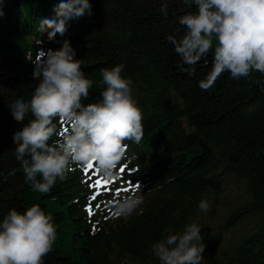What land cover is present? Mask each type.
Segmentation results:
<instances>
[{
	"label": "trees",
	"instance_id": "obj_1",
	"mask_svg": "<svg viewBox=\"0 0 264 264\" xmlns=\"http://www.w3.org/2000/svg\"><path fill=\"white\" fill-rule=\"evenodd\" d=\"M0 2V220L10 209L24 212L33 205L54 217L57 236L43 264H159L152 244L191 223L202 228V264H264V90L243 78L230 79L227 72L208 89L200 87L212 68L215 41L205 58L187 65L166 39L183 35L178 18L195 12V6L182 0H90L92 14L69 21L66 34H57L43 49L59 50L70 40L87 78L98 81L100 69L124 65L122 76L133 82L144 137L129 168L143 203L125 218L116 217L112 205L110 213L103 211L102 199H93L75 175L57 180L48 193L25 184L12 137L32 117L17 123L9 104L31 98L37 82L26 53L35 59L38 49L29 37H45L39 23L54 18L60 0ZM252 76L264 81L259 73ZM99 94L93 87L83 102L96 103ZM225 176L245 183L247 199L207 235L212 193ZM201 199L209 201L208 213L199 211ZM85 202L99 213L95 224L88 222ZM245 219H258L257 225L239 242H224L222 233Z\"/></svg>",
	"mask_w": 264,
	"mask_h": 264
},
{
	"label": "clouds",
	"instance_id": "obj_2",
	"mask_svg": "<svg viewBox=\"0 0 264 264\" xmlns=\"http://www.w3.org/2000/svg\"><path fill=\"white\" fill-rule=\"evenodd\" d=\"M182 2L189 8L195 6L196 11L178 18L182 36L166 37L181 62L195 65L208 55L215 41L212 68L200 87L208 89L227 72L230 79L243 78L264 90V81L252 76H264V0ZM166 8V4L161 8L165 18ZM53 11L54 18L39 23V31L47 33L49 41L57 34L63 37L69 21L91 15L92 4L90 0H60ZM3 16L0 2V18ZM26 60L34 67L36 87L30 99L19 97L9 104L17 123H23L29 114L32 117L12 137L25 184L33 191L48 193L57 180H66L77 168L90 167L107 181L118 178L137 159L126 156L129 145L125 141L139 145L144 137L142 112L132 97L133 82L122 76L124 65L102 68L101 79H89L82 70L83 60L76 59L67 39L59 50H41L35 59L31 52L26 53ZM93 87L100 89L99 98L85 105ZM122 160L127 163L120 166ZM142 203L143 197L133 191L116 202L114 215L127 218ZM210 207L205 199L198 202L200 212L208 213ZM201 230L191 223L182 232L162 234L152 244L151 253L159 264H202L206 245ZM56 236L54 217L39 205L24 212L10 209L0 220V264H43Z\"/></svg>",
	"mask_w": 264,
	"mask_h": 264
},
{
	"label": "rangeland",
	"instance_id": "obj_3",
	"mask_svg": "<svg viewBox=\"0 0 264 264\" xmlns=\"http://www.w3.org/2000/svg\"><path fill=\"white\" fill-rule=\"evenodd\" d=\"M246 199L244 182L235 179L233 176L223 177L217 184L215 192L212 193V215L206 219L207 235L212 236L219 226H224L229 215L241 206ZM257 222L258 219H245L238 222L234 227L222 233L224 242H239L244 234H248L254 229Z\"/></svg>",
	"mask_w": 264,
	"mask_h": 264
},
{
	"label": "snow or ice",
	"instance_id": "obj_4",
	"mask_svg": "<svg viewBox=\"0 0 264 264\" xmlns=\"http://www.w3.org/2000/svg\"><path fill=\"white\" fill-rule=\"evenodd\" d=\"M93 169V167H90L88 168L89 171H91ZM109 184V181L105 180V179H99V180H96L95 183L92 185L93 187H106L107 185ZM136 187H139L138 185ZM99 194V193H97ZM93 199H95V196H93ZM88 212L89 214H93V211H92V208L89 206L88 207Z\"/></svg>",
	"mask_w": 264,
	"mask_h": 264
}]
</instances>
